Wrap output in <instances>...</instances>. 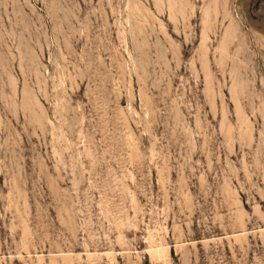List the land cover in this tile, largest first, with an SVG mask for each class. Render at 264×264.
Returning <instances> with one entry per match:
<instances>
[{"label":"rangeland","instance_id":"374dc122","mask_svg":"<svg viewBox=\"0 0 264 264\" xmlns=\"http://www.w3.org/2000/svg\"><path fill=\"white\" fill-rule=\"evenodd\" d=\"M0 264H264V0H0Z\"/></svg>","mask_w":264,"mask_h":264}]
</instances>
